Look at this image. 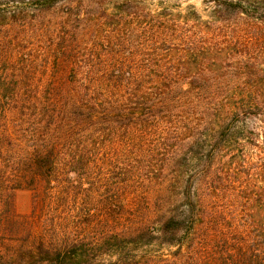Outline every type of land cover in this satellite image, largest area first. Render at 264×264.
Here are the masks:
<instances>
[{
	"label": "trees",
	"instance_id": "obj_1",
	"mask_svg": "<svg viewBox=\"0 0 264 264\" xmlns=\"http://www.w3.org/2000/svg\"><path fill=\"white\" fill-rule=\"evenodd\" d=\"M199 1L0 0V264H264V0ZM102 180L100 237L13 215Z\"/></svg>",
	"mask_w": 264,
	"mask_h": 264
},
{
	"label": "rangeland",
	"instance_id": "obj_2",
	"mask_svg": "<svg viewBox=\"0 0 264 264\" xmlns=\"http://www.w3.org/2000/svg\"><path fill=\"white\" fill-rule=\"evenodd\" d=\"M65 3H59L55 7L54 13L61 12ZM106 3L105 7L111 11L113 9H134L143 15L149 11L157 13L164 8H169L175 12H185L187 7L192 5L204 18L207 16L205 11L207 6L199 0H107ZM88 8L89 4L86 1L81 3V9L86 10ZM81 33H76L77 38L81 37ZM71 177L74 179L75 176L71 175ZM81 186L83 189L90 188L92 191L85 197V193L77 189L71 197L65 196L60 202L55 203L53 211L45 210L36 213H34L33 192L26 189L18 190L15 192L12 201L13 215L29 223L27 227L29 232L39 233L40 230L48 227L50 229L58 228L64 232H76L87 237H100L109 229L108 225H103V219L110 221L114 210V202L109 192L110 188L107 187V182L104 180L95 183L92 187L86 183ZM65 191L69 192L72 189ZM87 215H90L91 218ZM102 215L103 218H101ZM8 244L14 245L10 241H5L3 245L7 247Z\"/></svg>",
	"mask_w": 264,
	"mask_h": 264
}]
</instances>
